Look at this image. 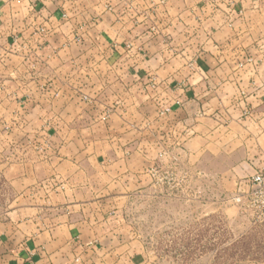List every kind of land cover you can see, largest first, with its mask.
<instances>
[{"label": "crops", "instance_id": "1", "mask_svg": "<svg viewBox=\"0 0 264 264\" xmlns=\"http://www.w3.org/2000/svg\"><path fill=\"white\" fill-rule=\"evenodd\" d=\"M228 154L216 216L264 167V0H0V264H154L111 223Z\"/></svg>", "mask_w": 264, "mask_h": 264}, {"label": "rangeland", "instance_id": "2", "mask_svg": "<svg viewBox=\"0 0 264 264\" xmlns=\"http://www.w3.org/2000/svg\"><path fill=\"white\" fill-rule=\"evenodd\" d=\"M230 156L169 160L158 175L164 178L161 186L148 187L128 202L112 227L124 239L135 241L143 260L154 264H263L264 221L249 202L238 204L232 199L243 193L248 183L241 181L250 176L236 185L224 181L223 212L216 216L220 204L215 203L214 168L221 166L224 179L230 178V164L236 160ZM7 191L8 186L0 182V209L6 205ZM167 192L177 198L156 196Z\"/></svg>", "mask_w": 264, "mask_h": 264}, {"label": "built area", "instance_id": "3", "mask_svg": "<svg viewBox=\"0 0 264 264\" xmlns=\"http://www.w3.org/2000/svg\"><path fill=\"white\" fill-rule=\"evenodd\" d=\"M165 111H169V109L167 108ZM247 183L243 193L232 197V199L238 204L249 202L256 217L264 221V167L250 176Z\"/></svg>", "mask_w": 264, "mask_h": 264}]
</instances>
